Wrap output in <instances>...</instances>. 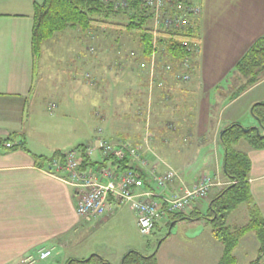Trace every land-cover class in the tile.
Returning <instances> with one entry per match:
<instances>
[{
    "label": "crops",
    "instance_id": "1",
    "mask_svg": "<svg viewBox=\"0 0 264 264\" xmlns=\"http://www.w3.org/2000/svg\"><path fill=\"white\" fill-rule=\"evenodd\" d=\"M41 1L0 0V138L11 133L24 136L23 148L0 149V264H28L26 259H35L42 248H53L56 264H65L69 258H82L75 249L82 235L93 224L110 217L92 222L81 219L75 209L74 189L65 176L46 165L39 166L35 156H50L57 150L75 148L79 143L72 142L79 135L70 140L73 136L61 133L59 142L46 141L36 119L29 114L38 103L47 100L44 102L47 107L56 108L60 102L70 103L71 99L83 113L90 106L92 118L99 113L96 104L101 101L108 105L123 104V98H127L128 102L143 106L144 113L145 106L151 104L150 117L144 115V119H139L142 126L137 128L136 142L144 146L145 154H154L161 165L168 162L177 171L179 177L170 183V193L178 191L182 184L191 185L204 174L216 175L223 182L220 130L233 122L245 128L258 127L251 107L264 102V78L230 98L231 73L236 62L264 34V0H201V12L193 20L199 36L194 71L189 80L179 83L173 76L178 62H172L171 75L158 71L157 81L164 82L162 86L149 84L147 71L140 67L132 70L131 76L126 75L128 71L115 72L117 75L105 71L98 73L97 78L94 54L85 51L89 45L83 50L82 39L78 37L70 62L72 67L44 68L41 58L35 64L30 41L32 14L34 3ZM89 35L94 42L97 36ZM130 52L135 53V49ZM131 53L112 55L118 60L117 65H122ZM87 73L96 77L94 84L85 77ZM114 91L121 94L112 95ZM114 116L115 122L123 121L119 114ZM162 123L176 126L170 132ZM149 131L155 135L150 136ZM34 134L37 141L32 139ZM147 134L149 146L145 144ZM161 134L170 135L174 142L178 140L169 152L171 163L163 151L164 143L158 142ZM99 136L98 133L96 141ZM70 144L71 147L64 148ZM240 150L250 157V192L264 218V148L255 149L246 142ZM202 201L192 208L202 209ZM194 247L197 253L191 256L190 264H216L222 252V245L218 247L213 237ZM191 250L189 246L188 251Z\"/></svg>",
    "mask_w": 264,
    "mask_h": 264
},
{
    "label": "rangeland",
    "instance_id": "2",
    "mask_svg": "<svg viewBox=\"0 0 264 264\" xmlns=\"http://www.w3.org/2000/svg\"><path fill=\"white\" fill-rule=\"evenodd\" d=\"M121 8L124 7L121 6ZM109 20L113 22H126L127 13L120 11L119 13L112 15ZM154 22V19L150 18L149 26H155ZM92 29H94V31H90L89 33L71 29L56 33L53 38L47 40L43 44L42 54L40 57L41 66L44 68L56 69L67 66L72 67L70 62H72L74 57L73 53L77 47L76 42L78 37L79 39H82L80 43L83 44V50L85 46L89 45L85 48V51L92 53V55L94 54L93 57L96 60V63H94V66L96 65V77L98 76V73L105 71L111 74H115V72L117 74H122V72L128 71L126 72V75L128 76L129 74L131 76V73L133 72L132 70L140 67L147 71V81L149 84L155 85L157 83L156 86L158 84V86H162L164 82L162 83L161 80L157 81L158 71H161L166 75H171L172 61L170 62L168 56L165 54H162L159 51L161 56L157 63L156 60L158 56L155 53H153L149 59L141 57L137 32H127L119 27L100 23L93 24ZM89 34H95L97 36L94 42ZM119 38L120 41H117ZM134 49L135 53H131L130 51ZM137 51L140 56H136ZM113 53H117V55L118 53H120V55H125V53L129 55L131 53V55L130 57L127 55V58L124 60L123 58L121 59L124 61L122 65H117L118 60L113 57ZM38 61L36 63H38ZM98 62H100V64ZM142 64H144V66H142ZM178 65H180V62L177 66ZM176 69L177 68L173 70V74H175L174 71ZM89 75L90 73H87L85 74V77L90 79V82L94 84L96 82V77ZM151 79L155 83H150ZM175 81L179 83L184 82L176 79ZM123 82H126L125 78L123 79ZM132 87L131 88L134 89V86ZM125 88H128L127 82L125 83ZM151 91H154V88H152ZM119 94H121V92L117 93V91H114L112 93V95ZM123 99H125L123 104L112 102L111 105H108L105 101H101L99 104L97 103L96 106L99 109L97 110L99 113L94 118L91 117L92 113L90 106L89 109L87 108L88 106H86L83 113L80 109H78V106L71 101V99L70 103L68 101L60 102L56 108L47 107V103H44L47 102V100L42 101V103H38L35 108H32L29 114L30 118L36 119L35 123L38 124L42 137H46V141L50 143H52V141L59 142L60 138L58 137L61 133H65L73 136L70 140L75 139L76 135H79V138L75 139L72 143L78 141L76 142V144L79 143L78 145H85L86 143H88V145H94L96 144V137L99 133L102 138L109 140L113 144L121 141L138 144L136 142L139 138L137 128L142 126V120L139 121V119H144V115L146 118L150 117L152 105L148 104V106H145L144 113L142 109L143 106H138L134 104L135 102L130 103L127 98ZM166 107L168 108V106ZM117 111L120 113H117ZM50 112H52V114ZM113 114H119L123 121L115 122L112 120L115 117ZM123 116L125 117L123 118ZM173 124H163V128L171 132L176 126ZM149 133L151 134L150 136L155 135L153 131H149ZM147 136L148 134L145 136V144H148V140L150 138V136ZM119 137H123V139H120ZM161 137L165 139V142L161 141ZM161 137L158 142L164 143V145H162L164 148L163 151L164 153H167V159L171 163V153L169 152L171 150V146H176L175 144H177L178 140H175L174 142L170 135L161 134ZM37 138L38 136L36 134L32 136V139L35 141H37ZM71 144L70 146H64V148L71 147ZM245 144L246 142L241 140L237 147L239 149H243ZM142 148L145 158L151 164L156 163L160 169L169 166L167 165L168 162L165 163L166 165H161V162L154 156V154L147 155L145 154L146 149L144 146H142ZM99 154L100 153L98 151H94L92 152L91 157L94 160H98L100 159ZM222 180L224 183L219 186H215L212 191L209 192L208 196L202 201L204 202L202 204V212L206 210L208 200L213 195L215 188L222 187L227 183L226 179ZM247 219V209L246 205L243 203L230 214L228 225L234 228L244 224ZM168 229L169 228L166 226V223L160 221L159 228L155 229L151 234H141L137 227L134 212L128 207V205L120 204L105 221L93 224L89 232L84 236L82 235L75 249L77 250V254L82 258L85 254L87 256L84 258H87L92 254H97L108 259L111 264H120L123 255L129 250H135L142 254H150L156 251L157 264H190V260L193 259L191 256L197 253L194 246L200 245L201 242H207L212 239V236L210 235V226L202 218L179 220L170 227L169 236L160 244V240L168 233ZM258 245L259 243L254 233H250V235L242 238L234 250V255L237 259L236 264H248L251 259L256 258ZM189 246H191V251H188ZM218 247L221 248V244L219 242ZM54 257L55 253L49 260L36 262L35 264H56V260L53 261ZM262 263L264 264V256L262 257ZM206 264L208 263L206 262Z\"/></svg>",
    "mask_w": 264,
    "mask_h": 264
},
{
    "label": "trees",
    "instance_id": "3",
    "mask_svg": "<svg viewBox=\"0 0 264 264\" xmlns=\"http://www.w3.org/2000/svg\"><path fill=\"white\" fill-rule=\"evenodd\" d=\"M120 0H43L34 3L31 26V50L33 62L39 60L42 54L43 44L53 38L56 33L67 29L82 32L94 31L93 24H107L119 27L127 32L138 33L141 57L149 59L153 53L160 58L161 54L168 56L170 62H182L189 59L190 72L196 65V52L187 48L193 41H199L196 28L192 25L181 30L155 29L149 26L152 13L146 9L142 0H127L128 6L121 8ZM120 11L127 13L126 22H113L112 15ZM95 33V32H94ZM117 39V41H119ZM186 41L187 44H183ZM264 78V34L258 37L236 62L231 73V94L233 99L249 87ZM251 113L258 122V127H249L244 131L238 122H233L220 130V144L223 150L222 175L227 183L222 187H216L213 195L208 200L206 210L202 212L199 207L191 208L185 213L169 214L164 221L169 228L168 233L160 240V244L169 236L172 225L182 219L202 218L210 226L212 237L222 245V252L216 264H236L237 259L234 250L241 239L250 233H254L259 243L256 258L248 264H263L264 256V218L255 204L249 187V174L251 160L248 154L236 145L244 140L255 149L264 148V102H256L251 107ZM257 130L260 134L257 133ZM23 134L11 133L0 138V149L14 150L23 148ZM10 142V146L5 144ZM81 152L85 145L75 147ZM100 159L94 160L91 156L81 153L79 168L82 170L91 167L113 166L117 171L135 167L128 159L117 160L111 155L99 154ZM54 158H63V152L54 151L50 156H35L39 166H47ZM246 205L247 221L234 228L228 225L230 214L241 204ZM159 224L154 226L158 229ZM111 264L110 261L97 254H92L89 259L69 258L65 264ZM121 264H157L156 251L150 254H142L135 250H129L123 255Z\"/></svg>",
    "mask_w": 264,
    "mask_h": 264
},
{
    "label": "built area",
    "instance_id": "4",
    "mask_svg": "<svg viewBox=\"0 0 264 264\" xmlns=\"http://www.w3.org/2000/svg\"><path fill=\"white\" fill-rule=\"evenodd\" d=\"M197 1V2H196ZM127 7V0H120ZM143 6L152 13L154 28L181 30L193 24L201 12V0H142ZM183 44H187L183 41ZM187 48L199 52V41ZM189 59H184L174 71L179 81L191 76ZM144 66V64H142ZM148 137V136H147ZM10 146V142L5 144ZM111 155L117 160L128 159L135 167L117 171L113 166L79 168L81 153L91 156L92 152ZM73 148L63 152L62 160L54 158L48 169L65 176L74 189L76 213L86 222L108 217L120 204H126L136 216L141 234L153 232L154 226L165 221L169 214L188 212L196 203L204 200L209 192L223 184L216 175L204 174L191 185L182 184L178 191L169 193V185L178 179L176 170L167 166L161 170L145 158L142 144L126 141L111 143L99 136L96 144L86 145L83 151ZM53 248H42L36 258L28 257V264L43 262L53 257Z\"/></svg>",
    "mask_w": 264,
    "mask_h": 264
},
{
    "label": "water",
    "instance_id": "5",
    "mask_svg": "<svg viewBox=\"0 0 264 264\" xmlns=\"http://www.w3.org/2000/svg\"><path fill=\"white\" fill-rule=\"evenodd\" d=\"M247 130H248L247 128L244 129V131H247ZM257 133L260 134V133L258 132V130H257ZM262 135H264V132L262 133ZM88 259H89V257L86 258V260H88Z\"/></svg>",
    "mask_w": 264,
    "mask_h": 264
},
{
    "label": "bare ground",
    "instance_id": "6",
    "mask_svg": "<svg viewBox=\"0 0 264 264\" xmlns=\"http://www.w3.org/2000/svg\"><path fill=\"white\" fill-rule=\"evenodd\" d=\"M86 146V145H85ZM70 150V149H69ZM65 152V151H64Z\"/></svg>",
    "mask_w": 264,
    "mask_h": 264
}]
</instances>
